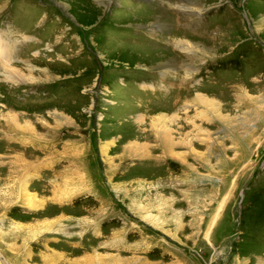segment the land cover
<instances>
[{"label":"rangeland","instance_id":"1","mask_svg":"<svg viewBox=\"0 0 264 264\" xmlns=\"http://www.w3.org/2000/svg\"><path fill=\"white\" fill-rule=\"evenodd\" d=\"M0 42V264H264V0H0Z\"/></svg>","mask_w":264,"mask_h":264},{"label":"bare ground","instance_id":"2","mask_svg":"<svg viewBox=\"0 0 264 264\" xmlns=\"http://www.w3.org/2000/svg\"><path fill=\"white\" fill-rule=\"evenodd\" d=\"M1 43H3V42H0V44ZM180 44V43H179ZM1 46V45H0ZM5 47V46H4ZM180 47L182 48V49H185V50H191V49H193L192 47H191V49H189V46L186 44V43H182V45H180ZM1 50V49H0ZM193 51V50H192ZM1 52V51H0ZM0 54H2V53H0ZM4 54L5 55H7L8 56V52H4ZM3 55V54H2ZM4 73V76H5V78L6 79H13V77L15 78V79H19V77H21V74L20 73H18V71L16 70V69H13L12 67H7L6 68V71H4L3 72ZM17 81V80H16ZM196 99H202V100H204L203 99V96H201V95H198L197 96V98ZM205 101V100H204ZM168 134V133H167ZM162 137V142L163 143H166V137H164V136H161ZM175 145V143H173L172 142V140H169L168 141V143L167 144H164V148H173V146ZM145 153V152H144ZM102 154H104L105 155V157L107 156V153H106V148L104 147L103 149H102ZM143 154V153H142ZM25 196V195H24ZM26 197V196H25Z\"/></svg>","mask_w":264,"mask_h":264},{"label":"crops","instance_id":"3","mask_svg":"<svg viewBox=\"0 0 264 264\" xmlns=\"http://www.w3.org/2000/svg\"><path fill=\"white\" fill-rule=\"evenodd\" d=\"M241 91V90H240ZM246 93V92H245ZM172 156H173V154H172Z\"/></svg>","mask_w":264,"mask_h":264}]
</instances>
